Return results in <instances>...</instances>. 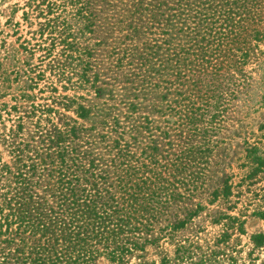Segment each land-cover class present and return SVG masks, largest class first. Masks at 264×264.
Returning <instances> with one entry per match:
<instances>
[{"label":"rangeland","instance_id":"1","mask_svg":"<svg viewBox=\"0 0 264 264\" xmlns=\"http://www.w3.org/2000/svg\"><path fill=\"white\" fill-rule=\"evenodd\" d=\"M22 178L136 218L125 264L264 263V0H0V195Z\"/></svg>","mask_w":264,"mask_h":264},{"label":"trees","instance_id":"2","mask_svg":"<svg viewBox=\"0 0 264 264\" xmlns=\"http://www.w3.org/2000/svg\"><path fill=\"white\" fill-rule=\"evenodd\" d=\"M21 180L18 189L0 195L3 197L0 257L5 256V250L16 240L24 246L15 248L14 252H25V262L29 264H86L97 253V249L94 250L97 244L92 245V242L98 238L107 241L110 237H113L112 241L120 239L113 244L115 246L109 245L105 249L107 256L119 264H125V260L141 248L137 243L128 242L135 241L133 239L137 236L142 239L140 236L145 228L133 222L136 218L115 217L114 213L98 209L97 201L101 200L99 192L92 195L86 189L81 191L78 183L67 181V187H62V191L66 189L61 194L63 202L58 203L56 211L53 205L35 196L26 185L23 186L25 178ZM261 216L264 217V214ZM125 233L133 236L120 238ZM253 243L257 249L263 247L264 234L253 237Z\"/></svg>","mask_w":264,"mask_h":264}]
</instances>
